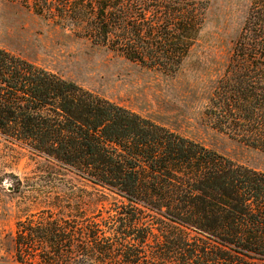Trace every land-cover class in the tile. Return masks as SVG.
I'll return each mask as SVG.
<instances>
[{"label":"trees","instance_id":"16d2710c","mask_svg":"<svg viewBox=\"0 0 264 264\" xmlns=\"http://www.w3.org/2000/svg\"><path fill=\"white\" fill-rule=\"evenodd\" d=\"M25 1L167 76L184 66L208 11L184 0ZM204 119L264 150V0H252ZM0 140L45 161L46 207L17 223L18 264H264V172L1 47Z\"/></svg>","mask_w":264,"mask_h":264},{"label":"rangeland","instance_id":"374dc122","mask_svg":"<svg viewBox=\"0 0 264 264\" xmlns=\"http://www.w3.org/2000/svg\"><path fill=\"white\" fill-rule=\"evenodd\" d=\"M184 1L208 3L207 22L175 76L143 68L77 37L35 15L25 0H0V47L238 165L264 172V150L212 129L204 119L252 0ZM43 169V159L0 140V264H18L14 242L17 223L46 207ZM66 181L82 186L70 175Z\"/></svg>","mask_w":264,"mask_h":264}]
</instances>
